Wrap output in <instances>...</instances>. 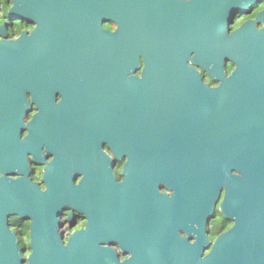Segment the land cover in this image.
Instances as JSON below:
<instances>
[{"label":"water","instance_id":"95a60500","mask_svg":"<svg viewBox=\"0 0 264 264\" xmlns=\"http://www.w3.org/2000/svg\"><path fill=\"white\" fill-rule=\"evenodd\" d=\"M10 1L14 4L10 10L13 21L18 20L17 12L26 17L33 7L60 4L78 10L80 20L67 23L65 35L81 57L101 54L110 57L117 52H128L127 69L116 71L109 67V97L141 96L143 86L132 75L138 67L139 53L149 50L144 35L150 38L148 28L164 20L189 23L194 26L195 34L199 29L203 32L209 51L198 61H205L204 67L221 85L210 89L202 84L197 71H189L194 83V102L192 116L187 121L168 116L172 111L165 109L155 128L143 126L138 109L119 118L109 115L112 156L109 154V162L96 175L105 180H94L97 210L86 212V230L73 234L67 247L63 245L56 218L71 180H49V190L44 194L29 180H0V264H105L95 261L90 251L98 243L109 240L145 242L147 249L161 252L163 262L159 264H264V246L254 240L255 232L264 229V28L256 29V21H252L232 33L229 30L237 15L248 13L264 0ZM105 20L117 24L114 33L103 30L101 24ZM257 20L264 23V10ZM50 27L47 34L46 24L39 21L31 36L24 32L15 41L0 40V137L3 140L5 130H12L13 137L20 136L25 128L23 117L29 109L27 93L42 88L31 82L42 81L47 74L43 42L59 40L52 24ZM0 35L6 36L4 26L0 27ZM229 62L235 69L227 75L225 67ZM154 90L155 96H171L160 94L164 87L159 82ZM18 143L25 144L19 140ZM92 156L105 162L100 151ZM123 158H127L121 172L124 180H204L208 199L204 204L198 198L192 201V231L196 242L185 258L180 254L175 256L174 251L177 247L185 248L186 239L170 227L128 230L126 181L123 184L115 181V160ZM224 186L227 215L236 221V226L226 241L217 238L209 255L202 260L201 249L210 241L202 227L200 212L204 206V218L213 215ZM56 196L63 198L57 197L55 203ZM32 198L40 206L34 209L32 253L26 258L17 235L8 226V219L10 216L28 219ZM102 251L109 254L108 264H119L109 249ZM137 264L158 263L147 258Z\"/></svg>","mask_w":264,"mask_h":264},{"label":"flooded vegetation","instance_id":"af4514ba","mask_svg":"<svg viewBox=\"0 0 264 264\" xmlns=\"http://www.w3.org/2000/svg\"><path fill=\"white\" fill-rule=\"evenodd\" d=\"M13 6L10 0H0V27L6 28V36L0 35V40L15 41L24 32L31 36L39 21L46 24L47 34L52 24L59 40L43 42L47 74L44 80L31 82V85L42 88L27 93L29 109L23 117L25 128L18 138L12 136V130H5L4 140L0 137V180H29L43 194L49 190V180H71L64 193L65 201L61 203L62 210L56 218L63 245L67 247L73 234L86 230V212L97 210L94 180H105L96 175L109 162L111 153L109 115L119 118L132 115L130 112L138 109L143 126L155 128L165 109L172 111L168 116L174 115L176 119L185 118L187 121L192 116L194 102V83L192 78L190 80L189 71H197L202 84L210 89L220 87L221 82L212 78L203 65L205 61H198L202 54L209 51L203 32L199 29L195 34L194 26L189 23L164 20L157 22L155 28H148L150 38L144 35V42L146 39L149 42V50L143 49L139 53L138 67L132 75L143 86L141 96L137 99L109 97V67L116 71L127 69L130 61L128 52H117L110 57L102 54L93 58L81 57L65 35L66 24L80 20L78 10L67 9L60 4L47 8L33 7L26 17L17 12L15 18L18 20L13 21L10 15ZM263 10L264 3H258L248 13L237 15L229 27L230 33L252 21H256V29H263L264 23L257 20V15ZM101 25L110 33L117 30V24L112 21L105 20ZM218 42L221 43L219 37ZM234 69L230 62L226 64L227 75ZM158 82L164 87L160 94L171 96L154 95ZM164 104L169 106L164 107ZM18 140L25 144L20 145ZM95 151L104 154L105 162L92 156ZM126 162L127 158H123L115 160L114 164L115 181L118 184L126 181L128 230L170 227L186 239V247H177L174 251L175 256L180 254L185 258L196 242L192 231V201L198 198L204 204L208 199L204 180H124L121 172ZM226 195L224 186L211 217L205 219L204 206L201 209L200 220L210 241L207 247L201 249L202 260L209 255L215 240L222 237L226 241L230 236L228 233L236 226V221L227 215ZM57 197H54L55 203L58 202ZM38 206L40 203L32 198L28 219L17 216L8 219V226L17 235L19 247L26 258L32 253L31 227L36 220L34 209ZM254 240L264 246V229L255 232ZM146 246L142 241L120 243L109 240V243H98L90 252H93L95 261L105 264L110 260L108 252L102 251L104 248L109 249L119 264L143 263L147 258L158 264L163 262L161 252Z\"/></svg>","mask_w":264,"mask_h":264},{"label":"trees","instance_id":"16d2710c","mask_svg":"<svg viewBox=\"0 0 264 264\" xmlns=\"http://www.w3.org/2000/svg\"><path fill=\"white\" fill-rule=\"evenodd\" d=\"M4 1H6V0H4ZM7 1H9V0H7Z\"/></svg>","mask_w":264,"mask_h":264}]
</instances>
